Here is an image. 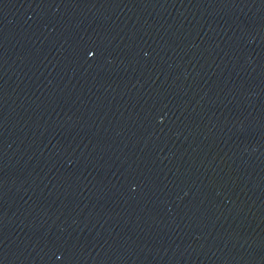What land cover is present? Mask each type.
I'll return each instance as SVG.
<instances>
[{"label":"water","instance_id":"95a60500","mask_svg":"<svg viewBox=\"0 0 264 264\" xmlns=\"http://www.w3.org/2000/svg\"><path fill=\"white\" fill-rule=\"evenodd\" d=\"M0 264H264V0H0Z\"/></svg>","mask_w":264,"mask_h":264}]
</instances>
